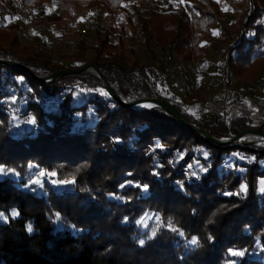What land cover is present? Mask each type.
I'll list each match as a JSON object with an SVG mask.
<instances>
[{"label":"trees","instance_id":"16d2710c","mask_svg":"<svg viewBox=\"0 0 264 264\" xmlns=\"http://www.w3.org/2000/svg\"><path fill=\"white\" fill-rule=\"evenodd\" d=\"M45 1L19 0L15 6L35 12ZM239 1L246 8L231 30L217 0H178L168 11L142 0L146 13L140 4L131 13L128 0H74L49 19L65 22L91 10L125 17L116 27L95 31L94 41L82 37L72 53L57 59L36 42L24 45L18 31L1 25L0 15V60L40 77L95 65L124 101L154 92L217 137L264 132V118L256 124L244 112L233 116L230 128L222 120L210 126L209 111L195 119L179 104L182 89L173 65L157 63L158 52L171 47L188 63L206 66L212 50L222 54L221 89L229 68L253 90L250 83L264 79V0ZM133 38L143 40L148 61L128 43ZM70 58L75 64L61 63ZM158 84L168 86V95L154 91ZM194 96L197 91L188 99ZM5 105L23 119H10ZM171 165L191 168L201 185ZM0 168L11 173H0V264H264V147L220 146L163 108L129 109L93 72L44 82L0 65ZM147 213L157 221L143 232L139 220Z\"/></svg>","mask_w":264,"mask_h":264},{"label":"rangeland","instance_id":"374dc122","mask_svg":"<svg viewBox=\"0 0 264 264\" xmlns=\"http://www.w3.org/2000/svg\"><path fill=\"white\" fill-rule=\"evenodd\" d=\"M16 1L18 2L19 0H4V10L0 13V15H2L1 25L5 28L18 31L21 36L22 43L24 45L31 46L34 42H36L37 45L39 44L42 49L47 52V54H54L55 59L58 58V54L72 53L74 51L75 44L82 37H88L92 41H94L95 31L104 30L109 27H116L125 17V14H123L124 12H121L116 16H109L103 11L91 10L85 11L84 13L77 15L75 18L69 21L55 23L49 19V15L53 13L58 16L62 15L66 11V9L71 6L72 1L74 0H47L45 1V4L40 5V8L35 12H27L17 8V6H15ZM154 1H156L155 5L161 11H168L178 4V0H171V2L170 0ZM219 3L221 4L223 21L225 25L231 30L234 29L236 26V20L238 19L239 15L243 13V10L246 8V4L240 3L239 0H219ZM137 4H140L141 11L143 13L147 12V7L142 2V0H128V5L131 13L135 12V6ZM235 9L238 10L236 11ZM241 11L242 13H240ZM263 16L264 12L262 17ZM218 32L219 27H214L213 38L217 36ZM253 35V32L250 31L248 32L247 37L251 38L253 37ZM115 40L116 39L114 38V41ZM128 43L140 51L139 59L142 62H146L151 58L150 52L145 49V45L142 39L133 38L129 40ZM164 51H159L157 54L158 64L161 63L162 60H164ZM221 57L222 54L215 53L212 50H207L206 60L208 63L206 64V66H200L201 72L198 75L188 77L186 87L182 89V94H180L183 100L181 101V103H178L181 105L184 111L193 115L197 120H200V114L202 111H209V105H211L217 112H219L221 116L223 114V104L219 100V96L222 90L220 88L221 71L219 68H217V66L219 67V63L221 64ZM74 59L70 58L71 61H68V59L62 60L61 63L65 65H73L75 64L73 62ZM168 74L169 71H166L165 68L163 70V76L167 77ZM261 78L262 77H259L256 80H260ZM255 81H252L251 83ZM237 85L244 89L243 91L245 92L246 97L244 104L249 111L253 112L251 119L259 117L261 113L264 112V110L260 109L258 111L257 106L254 105V103L252 102L256 97L260 96V91H256L255 96L253 95V100L251 99V102L248 100L249 97L247 94H250V91L252 90L248 89L246 86H243L238 82ZM166 87L168 88V86ZM167 88H165L161 84H158L157 88L154 89V91L160 96L164 97L168 95ZM195 91H197L198 96H194L193 98L188 99V97L194 94ZM241 112L242 111L240 110L237 114H240ZM8 117L10 119H13L9 115ZM259 120L254 119V123L257 124ZM252 146L258 148L261 147L255 144H252ZM1 172L2 171H0V173ZM34 172V175L39 173L38 171ZM10 174L11 173L5 172L3 170L2 175L9 176ZM32 176L33 174H31V177ZM196 177L200 179L198 175H196ZM37 186L40 187L39 184ZM243 189H245L244 186H242V190ZM262 189H264V178L259 181V193L261 195H264V190ZM0 218H5V216L1 215ZM154 221H157L154 214H145L139 220L141 231L145 232L148 229L150 223ZM143 239L144 238H141V241H143Z\"/></svg>","mask_w":264,"mask_h":264},{"label":"built area","instance_id":"2783aa9c","mask_svg":"<svg viewBox=\"0 0 264 264\" xmlns=\"http://www.w3.org/2000/svg\"><path fill=\"white\" fill-rule=\"evenodd\" d=\"M38 9L39 7L37 8V10ZM261 22L264 23V16L262 17ZM164 60L166 62H170L173 65L175 71L178 73V81L180 83L181 89H184L186 87L187 79L189 76H196L201 72V67L199 64L188 63L175 51V49L171 47L167 48L164 51ZM136 72L139 73V69H136ZM141 79L143 80L142 77ZM263 81L264 79L262 78L260 80L258 79L255 82L251 83L249 87L253 90L260 91L261 86L264 84ZM243 90V88L237 85L236 78L232 75V72L229 70V68H227L224 86L219 96V100L223 104V114L222 117H219V115H217V121L211 120L209 117L210 126H218L219 121L222 120L224 126L226 128H230L233 116L237 114L240 110L242 111L243 102L246 100L245 92ZM153 94L155 93L153 92ZM253 102L259 109L264 110V95L256 97ZM3 107L10 117L15 119H23L24 115L18 113L10 106L5 105ZM30 117L37 121L35 115L30 114ZM171 168L173 172H176L178 174L181 173L186 176L190 181L201 185L200 179H198L193 174L192 170L189 167H177L171 165Z\"/></svg>","mask_w":264,"mask_h":264},{"label":"water","instance_id":"95a60500","mask_svg":"<svg viewBox=\"0 0 264 264\" xmlns=\"http://www.w3.org/2000/svg\"><path fill=\"white\" fill-rule=\"evenodd\" d=\"M0 65L2 66H12V67H17L19 69H22L24 71H27L28 73L32 74L35 78L44 81V82H51L56 78H60L63 76H68V75H75V74H81L83 72H93L94 74H96L102 81L103 83V87L106 89V91L112 96L113 99H115L116 101L122 103L123 105H125L127 108L129 109H135V108H140V109H151L154 107H159V108H163L166 111H168L170 114H172L177 120H179L181 123H183L184 125L188 126L189 128H191L193 131H195L197 134H199L201 137H203L204 139L211 141L217 145L220 146H232V147H242L244 145H252L254 143H241L242 142V138L247 135V134H256V135H260L262 137H264V132L260 131V130H248V131H244L241 132L237 135L225 138V137H217L215 135H212L210 133L204 132L203 130H201L198 126H196L194 123H192L191 121H189L182 113H180L171 102L167 101L164 98L158 97L156 95L152 96V97H140L137 99H133L129 102L124 101L119 95H117L113 89V87L111 86V84L107 81L106 77L104 76V74L95 66V65H90L84 68H80V69H74V70H66V71H61V72H57L54 74H51L47 77H40L37 76L36 74L33 73V71L22 65L19 63H16L14 61H9V60H0ZM144 81V79H143ZM211 120H218L217 115L212 114L210 116ZM261 147H264L261 146Z\"/></svg>","mask_w":264,"mask_h":264},{"label":"crops","instance_id":"0c3cea01","mask_svg":"<svg viewBox=\"0 0 264 264\" xmlns=\"http://www.w3.org/2000/svg\"><path fill=\"white\" fill-rule=\"evenodd\" d=\"M253 92V93H252ZM255 93H256V90H252V91H250V94L248 93L247 95H248V100L249 101H251L252 102V100H253V98H254V96H255ZM260 95H264V84H263V86H261V88H260V93H259ZM254 95V96H253ZM252 99V100H251ZM252 103H254V102H252ZM254 105H256L255 103H254ZM242 111L243 112H245V113H247L248 115H250L251 117H252V115H253V112H251V111H249L248 110V108H246V106H245V104H244V102H243V105H242ZM257 109H258V111L260 110L258 107H257ZM209 112H210V115H212V114H215V115H219V112H217L211 105H209ZM261 118H264V112H262L261 113V115L259 116V117H255L254 119H257V120H259V119H261ZM259 122V121H258Z\"/></svg>","mask_w":264,"mask_h":264},{"label":"bare ground","instance_id":"6f19581e","mask_svg":"<svg viewBox=\"0 0 264 264\" xmlns=\"http://www.w3.org/2000/svg\"><path fill=\"white\" fill-rule=\"evenodd\" d=\"M241 143H254L257 146H263L264 137L256 134H248L242 138Z\"/></svg>","mask_w":264,"mask_h":264},{"label":"snow or ice","instance_id":"6c2138e0","mask_svg":"<svg viewBox=\"0 0 264 264\" xmlns=\"http://www.w3.org/2000/svg\"><path fill=\"white\" fill-rule=\"evenodd\" d=\"M170 2H171V0H170ZM217 2H219V0H217ZM49 14H50V12H49ZM83 19V18H82ZM0 171H3V169L2 168H0ZM262 190H264V189H262ZM245 191H246V189H245ZM28 231H31V227L29 226L28 227ZM234 255H240V254H242V253H233Z\"/></svg>","mask_w":264,"mask_h":264}]
</instances>
